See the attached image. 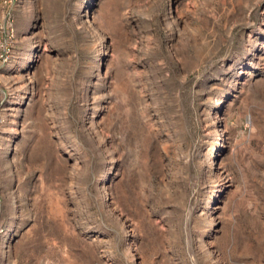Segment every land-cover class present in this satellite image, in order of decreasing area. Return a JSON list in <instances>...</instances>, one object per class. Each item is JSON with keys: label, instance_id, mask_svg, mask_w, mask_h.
Returning a JSON list of instances; mask_svg holds the SVG:
<instances>
[{"label": "rangeland", "instance_id": "374dc122", "mask_svg": "<svg viewBox=\"0 0 264 264\" xmlns=\"http://www.w3.org/2000/svg\"><path fill=\"white\" fill-rule=\"evenodd\" d=\"M0 264H264V0H0Z\"/></svg>", "mask_w": 264, "mask_h": 264}]
</instances>
